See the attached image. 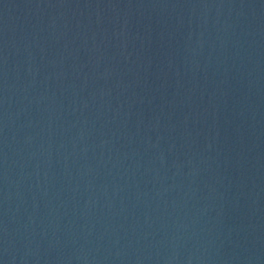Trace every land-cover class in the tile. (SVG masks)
<instances>
[{"label": "water", "instance_id": "95a60500", "mask_svg": "<svg viewBox=\"0 0 264 264\" xmlns=\"http://www.w3.org/2000/svg\"><path fill=\"white\" fill-rule=\"evenodd\" d=\"M0 264H264V0H0Z\"/></svg>", "mask_w": 264, "mask_h": 264}]
</instances>
